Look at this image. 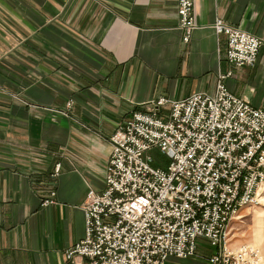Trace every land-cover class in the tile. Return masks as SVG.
I'll list each match as a JSON object with an SVG mask.
<instances>
[{
	"label": "crops",
	"instance_id": "crops-1",
	"mask_svg": "<svg viewBox=\"0 0 264 264\" xmlns=\"http://www.w3.org/2000/svg\"><path fill=\"white\" fill-rule=\"evenodd\" d=\"M192 18L183 41L175 0H0V264L63 262L131 111L211 95L226 71V88L264 109V0H193ZM217 18L261 39L253 66L225 60ZM201 245L167 264H209Z\"/></svg>",
	"mask_w": 264,
	"mask_h": 264
},
{
	"label": "built area",
	"instance_id": "built-area-1",
	"mask_svg": "<svg viewBox=\"0 0 264 264\" xmlns=\"http://www.w3.org/2000/svg\"><path fill=\"white\" fill-rule=\"evenodd\" d=\"M192 1L175 0L184 41L194 28ZM212 27L228 34L230 63L253 64L259 38L218 19ZM165 102L160 99L157 105ZM155 110L135 114L111 137L105 189L89 190L85 237L66 252L64 264H165L170 256L191 255L197 236L217 244L225 238L222 227L233 212L241 176V204L257 203L248 193L255 184V153L264 143V110L232 97L217 81L212 95L171 101L164 115ZM154 146L171 158L166 170L151 166L147 152ZM257 161L264 165L262 156ZM257 174L258 182L264 180V173ZM226 258L222 264L260 263L248 244L233 251L232 262ZM210 262L217 264V254Z\"/></svg>",
	"mask_w": 264,
	"mask_h": 264
},
{
	"label": "rangeland",
	"instance_id": "rangeland-1",
	"mask_svg": "<svg viewBox=\"0 0 264 264\" xmlns=\"http://www.w3.org/2000/svg\"><path fill=\"white\" fill-rule=\"evenodd\" d=\"M217 19L220 20L222 25L227 27V28L239 29L237 27H233V26H230V25L223 23L222 20L219 18H217ZM177 27H178V25H177ZM239 30H241V29H239ZM241 31H244V30H241ZM244 32H247V31H244ZM218 34H222L225 36V47H224L223 53H224L225 60L230 64V66H232V67H243V66H253L254 65V63L256 61L257 54H258V50H259L261 44H260V46L256 52V57H255V60H254L252 65L234 66L226 58V48L228 45V34L226 32H220ZM252 35L255 36L254 34H252ZM255 37L259 38L258 36H255ZM261 43H262V41H261ZM230 74H231V71H226L224 73L217 74V78H216L217 85H218V83H220L222 85V88L229 95H231L232 97H234L238 100H242V101L246 102V104L249 105L251 108L262 109L259 107H255V106L251 105L248 101L235 96L226 88V86L223 83V80L226 77L230 76ZM215 85H216V82H215ZM214 90H215V88H214ZM196 93H202V92H196ZM196 93H192V94H196ZM192 94H190V95H192ZM190 95H188V96H190ZM206 95H210V94H206ZM188 96H186V97H188ZM186 97L179 98V99H184ZM160 99H164V100H166V102L162 105H157V102ZM179 99H168V98L161 97L157 100L148 102L146 105H144L145 106L144 109H136V110H133L130 113H128L126 118H124V120L116 126L115 130L113 131V133L109 137L110 146H111L109 156L111 155V152L113 149L111 137L115 134V132L117 130H119L121 127H124L125 124L129 120H131L135 114H137V113H153V112L155 113L156 112L155 108L157 107V112H159V115H164L169 111L170 102L174 101V100H179ZM166 104L168 105V109L167 110L162 109L163 106H165ZM70 106H71V101H68L66 103V107L70 108ZM262 110H264V109H262ZM147 153L152 158L151 166L154 168L166 170L167 167L169 166L170 162H171V158L166 153L161 151V149L157 146L151 147ZM109 156H108V159H109ZM261 156H262V158H264V143L255 153L254 162H253L254 170H253V174L251 176V180H253V182L255 181V184L253 185L251 192L248 193V197H250V198H253L254 196L256 197V198L255 197L254 198L257 199V201H258L257 204H248V203L241 204L240 199L243 197V195L245 193L244 176H241L240 181L238 183V198L235 199L233 202V212H231L227 216L228 220L224 224V227H222V233H223V235L225 234V238L220 239L217 242V244H211V242L208 238H205L203 236H197L194 239V247H193L192 254L189 256H186V257H181V258H187V257L194 256L196 247L203 246L201 244H206V247L208 249H211L210 250L211 253H209V255L207 256V262L209 264H212L210 262V258H212L216 254L218 257L217 264H222V259H221L222 256H227L226 262L230 263L233 261L232 260L233 251L237 250L241 246L248 244V245L252 246L253 248H255L256 251L258 252V255L260 257V263L259 264H264V180H261L260 182H258L259 177L257 174L258 172L264 173V165L261 166L257 161V158H259ZM108 159H107V163L105 166V172H106V167L108 164ZM59 170H60V164H56V166L54 168V174H57L59 172ZM105 172H104V176H103V186L100 189H93L91 187L88 188V190L85 194L84 201L81 205V208H82L83 213H84L85 232H86V216H85L84 206L86 203L87 194H88L90 189H92L96 193H101L104 191V189H105V183H104ZM51 196H52L51 198L44 199L41 202V204L45 206V205L54 203L55 202L53 199L54 192H51ZM223 235L221 237H223ZM84 237H85V234H84ZM84 237L81 240H83ZM81 240H79L77 243H79ZM76 244L65 249L64 260L61 264H64L66 262V252L68 250L74 248ZM170 257H175V256H170ZM170 257H168V258H170ZM168 258L166 259L165 264H167ZM175 258H179V257H175ZM245 264H247V263H245Z\"/></svg>",
	"mask_w": 264,
	"mask_h": 264
},
{
	"label": "bare ground",
	"instance_id": "bare-ground-1",
	"mask_svg": "<svg viewBox=\"0 0 264 264\" xmlns=\"http://www.w3.org/2000/svg\"><path fill=\"white\" fill-rule=\"evenodd\" d=\"M258 195V194H257ZM257 200V199H256ZM258 202V201H257ZM257 204V203H256ZM234 219V218H233Z\"/></svg>",
	"mask_w": 264,
	"mask_h": 264
}]
</instances>
